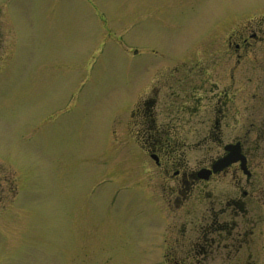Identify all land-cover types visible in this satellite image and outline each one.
<instances>
[{
    "label": "rangeland",
    "instance_id": "obj_1",
    "mask_svg": "<svg viewBox=\"0 0 264 264\" xmlns=\"http://www.w3.org/2000/svg\"><path fill=\"white\" fill-rule=\"evenodd\" d=\"M259 11L264 0H0V264H163L170 214L139 147L112 133L173 52Z\"/></svg>",
    "mask_w": 264,
    "mask_h": 264
},
{
    "label": "flooded vegetation",
    "instance_id": "obj_2",
    "mask_svg": "<svg viewBox=\"0 0 264 264\" xmlns=\"http://www.w3.org/2000/svg\"><path fill=\"white\" fill-rule=\"evenodd\" d=\"M257 13L173 52L167 72L120 120L123 132L112 133L139 147L141 180L170 214H161L158 236L164 264H264V11ZM227 118L237 127L224 139ZM232 143L245 172L239 161L212 172Z\"/></svg>",
    "mask_w": 264,
    "mask_h": 264
},
{
    "label": "water",
    "instance_id": "obj_3",
    "mask_svg": "<svg viewBox=\"0 0 264 264\" xmlns=\"http://www.w3.org/2000/svg\"><path fill=\"white\" fill-rule=\"evenodd\" d=\"M230 152L228 155H226L225 157L219 159L217 162H215L213 168L215 169H219L224 165H227L228 163H230L231 161L237 160L239 158V155L237 154L236 150H238L237 148L234 149L232 147H229ZM240 158L243 161V158L240 156Z\"/></svg>",
    "mask_w": 264,
    "mask_h": 264
}]
</instances>
